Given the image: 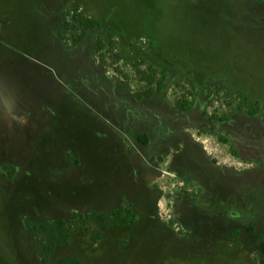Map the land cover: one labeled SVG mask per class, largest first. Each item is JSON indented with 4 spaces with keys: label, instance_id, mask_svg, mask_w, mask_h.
Wrapping results in <instances>:
<instances>
[{
    "label": "rangeland",
    "instance_id": "1",
    "mask_svg": "<svg viewBox=\"0 0 264 264\" xmlns=\"http://www.w3.org/2000/svg\"><path fill=\"white\" fill-rule=\"evenodd\" d=\"M75 14L101 27L74 42ZM205 117H231L236 145ZM127 204L135 222L98 241L73 217ZM58 219L71 239L47 264H263L264 3L0 0V264H43L26 222Z\"/></svg>",
    "mask_w": 264,
    "mask_h": 264
},
{
    "label": "trees",
    "instance_id": "2",
    "mask_svg": "<svg viewBox=\"0 0 264 264\" xmlns=\"http://www.w3.org/2000/svg\"><path fill=\"white\" fill-rule=\"evenodd\" d=\"M264 1V0H258ZM74 21H77L80 24L81 32H73L71 39L74 42H80L84 36L87 35L89 30L100 28L101 23L99 20L95 18H91L85 15H74ZM70 26V25H69ZM69 26L67 29L69 30ZM109 39V38H108ZM108 43L113 46V41L108 40ZM105 43H100L99 49L103 48ZM144 79L149 84H156V89L162 91L167 85L166 75L163 73L161 77L156 78L155 71L152 70V73L144 77ZM138 97L151 95L152 89H145L143 92L137 93ZM250 109V113H256L258 111V106L256 103ZM191 105V101L182 102L183 107H189ZM73 217L76 219V222L81 223L82 225H86L87 223H94L99 228L93 236L94 241L100 240L102 236V231L107 230L111 227H122L135 222L137 215L132 209L130 204L119 206L111 212L104 211H89L86 214L83 213H73ZM26 226L28 229H35L42 233H48V235L44 238L40 239L41 250L39 252V256L41 258V262L43 264H47L48 258L50 254L54 251V249L58 246L68 245L71 239V225H69L65 220L58 219L55 221H45V222H32L27 221ZM232 235L235 240L238 237V231H233ZM256 247L261 254L264 255V237L261 235L256 236ZM264 264V261H262ZM59 264H79V260L75 258H62Z\"/></svg>",
    "mask_w": 264,
    "mask_h": 264
},
{
    "label": "flooded vegetation",
    "instance_id": "3",
    "mask_svg": "<svg viewBox=\"0 0 264 264\" xmlns=\"http://www.w3.org/2000/svg\"><path fill=\"white\" fill-rule=\"evenodd\" d=\"M260 3H264V1H260ZM101 27V26H100ZM87 36V35H86ZM86 36H84L83 37V39L82 40H84L85 38H86ZM81 40V41H82ZM166 67H163L162 68V72L166 75V78H167V85H168V83L169 82H172V81H174V79H172L171 78V76L169 75V72L167 71V69H165ZM162 73V74H163ZM161 74V75H162ZM166 85V86H167ZM191 85H192V87L195 89V88H197V87H195L196 85L194 84V83H191ZM166 86H165V88H166ZM165 88L162 90V92L165 90ZM157 90V89H156ZM159 91V90H158ZM159 92H161V91H159ZM153 93H154V91H152V94L151 95H146V96H142V97H147V98H151L152 97V95H153ZM142 97H140V98H142ZM246 99H247V96H246ZM245 99V100H246ZM252 101V104H251V106H249L248 107V114L250 115V116H255L256 114H258V112H259V108H260V105H259V102L258 101H254V100H251ZM254 103H256V105L258 106V111L256 112V113H250V109L255 105ZM178 105H179V109H178V112H180L181 114H188V113H191L192 111H194L195 109V102H193V101H191V105L189 106V107H183L182 106V102H180V103H178ZM241 106V105H240ZM202 120H203V123L202 124H206L207 125V127H211V129L210 130H208L207 132L208 133H210V132H217L218 133V136L224 141V142H227V141H229V142H231V143H235V145H236V143H237V138H236V141L234 140V138H233V132L230 130H226V129H224L223 128V126L226 124L227 126H231V125H233L232 123H231V117H226V118H221V119H216V118H208V117H205V118H202ZM225 123V124H224ZM202 129V128H201ZM201 129L200 128H197V130H199V131H201ZM169 132H166L165 133V135H166V140L168 139V137H172L170 134H168ZM176 136V135H175ZM177 137H178V135H177ZM148 141L151 143V141H152V139H150L149 138V134L148 133H144V134H141V135H139V136H137V139H136V144H137V146H139V147H144V146H149L150 145V143H148ZM176 142L177 143H182V144H184V141L180 138V139H178L177 138V140H176ZM156 161V160H155ZM130 203V202H129ZM131 205V204H130ZM119 206H123V205H119ZM118 206V207H119ZM131 207H132V205H131ZM116 209V208H115ZM132 209H133V207H132ZM114 210V209H113ZM134 210V209H133ZM235 231V230H234Z\"/></svg>",
    "mask_w": 264,
    "mask_h": 264
}]
</instances>
